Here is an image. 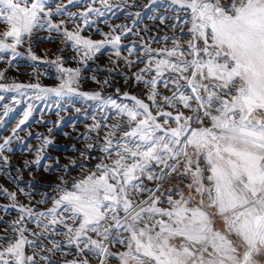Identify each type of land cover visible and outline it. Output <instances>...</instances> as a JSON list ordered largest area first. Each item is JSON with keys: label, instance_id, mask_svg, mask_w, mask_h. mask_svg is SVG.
I'll list each match as a JSON object with an SVG mask.
<instances>
[{"label": "snow or ice", "instance_id": "snow-or-ice-1", "mask_svg": "<svg viewBox=\"0 0 264 264\" xmlns=\"http://www.w3.org/2000/svg\"><path fill=\"white\" fill-rule=\"evenodd\" d=\"M169 6L185 14L191 38L186 47L174 36L171 48H146L147 66L136 74L148 89L151 107L161 111L153 115L148 103L127 93L131 106L110 97L104 101L127 120L93 125L108 129L97 149L103 155L94 157L99 160L94 171L70 186L61 177L64 186H55L61 194L51 198V208L19 206L20 217L11 225L15 241L0 249V264H37L40 253L27 255L26 245L51 254L40 255L47 264H109L112 259L117 264H264V0H170ZM65 12L57 5L54 13L48 0H0V22L7 26L0 33V52L19 55L17 46L39 29L61 35L83 60L106 43L118 45L120 35L93 41L81 35L79 24L69 30L65 21H52ZM90 12L103 14L89 8L67 15L69 20L79 15L87 24ZM153 66L155 75L144 79L142 73ZM60 71L67 78L56 88L13 83L0 89L74 92L80 69ZM158 84L171 95L160 93ZM81 95L101 99L100 93ZM173 178L179 183L171 185ZM26 220L38 231L29 230Z\"/></svg>", "mask_w": 264, "mask_h": 264}, {"label": "bare ground", "instance_id": "bare-ground-1", "mask_svg": "<svg viewBox=\"0 0 264 264\" xmlns=\"http://www.w3.org/2000/svg\"><path fill=\"white\" fill-rule=\"evenodd\" d=\"M95 1L100 2L101 0ZM139 1L140 3H138V0H130V2H127V5L131 10L129 8L123 9L121 5L122 3L118 4V2L116 3V0H113V2L111 1L112 3H110V5L107 7H105L104 3L101 5L95 4V8L100 9L103 14H89L87 16V24H84L83 18L76 24L80 25L82 32L88 31V27L93 28L94 26L100 24L103 25L105 22L109 20L112 21L113 19L115 20L116 16L119 17L121 14L124 13L122 17L130 21V23L128 24L135 26L137 24V21H139L143 16L145 12L144 8H146L147 6H150L151 8L158 2L160 3V5L161 3H163V1L159 0ZM169 1H167V5L164 7V9L162 8L163 11H161L166 17V19H164V22H161L162 26H160L157 31L153 30V25H146L145 27V30L151 33L148 34L149 36H151L149 37L150 40L152 38H155L156 40H158V42H161L163 44L166 42L172 43V37H180V35H184V32L187 33V29L189 27V25L183 23V19H185V14L183 12L174 11L173 7L175 6L170 7ZM59 4L63 6L70 5L69 0H60ZM74 11L77 12L76 8ZM177 17H179V19H177ZM116 21H118V19ZM116 23L117 24L113 26V30L118 31V28L121 26L122 23ZM76 24L73 26H76ZM174 24H179V27H172V25ZM137 25H139V23ZM128 27L131 29L130 26ZM37 32V30H34L31 38H25L23 41V45H20V47H22L26 51L31 49L33 44L37 42L36 38H39L38 36L41 35L39 32ZM124 33L128 35V32L125 31ZM138 33L140 35V38L138 36L130 35L131 37L129 39L132 40L126 42V45L131 43L130 45L134 44L135 48L139 47L140 45H137L136 43H140L145 40H143V35L140 34V31ZM53 35L54 38L60 40L56 39L54 47L50 50V53L47 55L46 58H38L36 60H33L29 58L30 53L27 52L29 56H26L25 52L19 50L18 48L17 52L19 53V55L17 56H13L10 51L4 54L0 53V60L3 61L5 66L11 69L13 68V66L16 67L17 65H20L19 67L21 69V73H19L17 77H14L12 74H10V72H8V75H6V71V74L2 78L4 82L6 81V79H19L21 81L16 84H39L44 88H49V86H59L62 82V79L67 78V74L60 71V68H70V65H73V62H70V52L75 50L72 48L71 44H66L63 42V37L61 35L56 32H54ZM165 37H168V39H164ZM190 38L191 37L187 34V40ZM163 44H160V47H162ZM136 54L134 58L137 62L136 58L140 56H138L139 54ZM153 55H155V53H153ZM94 57L95 56L93 55L87 60L82 59L81 61L76 62L74 64L72 69L79 68L80 74L77 77L76 81L73 83L74 88L76 89L75 93L73 94L68 93L59 96L53 94V96L50 97L48 94H42L38 92V89L31 87H24L19 90L0 89V145H3L5 140L11 137L10 142L5 145L3 150H0V238H2L0 239V249H2L3 247H7L9 243L15 241L16 233L12 231L11 225L15 220L19 219L20 217V212L18 210L20 205L31 207L34 211H43L48 208H51L53 205L43 206L41 205V203H37L41 199V195H39L40 193L38 194V192H45L48 187L61 184V177H63L65 181H68V186H70L72 179L70 177L68 178V174H66L70 165L72 166L76 162L81 161V159L85 160L91 153L103 155V153H101L97 149L98 146L103 143L104 138L103 136L101 138L97 137V134L96 132H94V129L92 130L90 129V127H93V125L97 123H105L107 125H112L118 120H126V117L117 119L116 109L111 104L105 103L104 101H106L110 97L111 99L115 100L117 104L122 103L131 105V102H128V99L126 101L124 100L121 93L115 92L121 79H126L125 85L122 86L123 90L126 91L125 89L129 85L127 82H129L130 76H125V78H121L124 73L120 74L119 70H116L115 72L112 70L103 71V69L100 67L98 58ZM156 58L159 59L158 56ZM54 61H56V63H54ZM154 72L152 73V77L154 76ZM149 74L151 75L150 72L144 74L142 73L143 76L146 75L144 76V79H151V76H147ZM50 75H53V78L51 79L52 82H49L48 80ZM166 75L168 74L166 73ZM87 80H92L93 83L89 85L86 83ZM107 80L108 82L105 83V81ZM105 84L108 85L105 86ZM89 90L94 93H100L101 99L91 100L88 99L86 96L81 95V93L90 92ZM144 92L145 91H143V93ZM159 103H162V100ZM25 112H30L28 119L23 125H19L20 120L24 118ZM109 112L111 113L110 116ZM16 113H19L17 122L15 121L8 128H5L6 123ZM70 120H80L82 123H86L85 121H87L90 122V124H88L84 128L79 129L77 131V134H79L77 135L78 138L74 135L75 137L73 136L74 139L72 141H70V138L59 139L58 135L56 136L57 131L65 125V127H70ZM18 125L19 128L17 127ZM14 129H16L15 135H13ZM123 130H127L126 125ZM83 133H87L86 138H88V140L90 141V143L86 146H84V144H86L85 139L79 138V136ZM119 134L120 133H118V135ZM30 137H33L36 140L34 143H37L38 145V154L34 158L20 159L19 154L21 152H18V147L27 145L28 142L26 141ZM77 143H81L78 146V149L80 151V153L78 154L73 151V149L76 148ZM88 145H92V150L88 149ZM25 148H27V146H25ZM60 150H65L66 152L62 156V158H59L57 155V152ZM82 152L85 153V155H81ZM45 155H48V157H50L47 166L44 167L45 171L55 172V176H52L51 178L47 179L40 176L41 171L39 169V164L43 156ZM37 160L39 161L38 163ZM98 162L99 161L95 162V164H97ZM61 186L63 187L64 185L61 184ZM9 193L14 194L15 198L13 199L11 196H9ZM2 197H5L4 200L2 199ZM11 215L12 217H10ZM25 223L29 230L38 231L34 223L29 222L27 220L25 221ZM24 235L30 240L37 239L36 237L32 236L30 232H25ZM49 239H52V237L50 236ZM55 239L61 240L62 237H55ZM41 241L42 243H45L46 246H51L49 245L48 240L44 242L45 239L41 238ZM36 249H40V247L33 248L27 245L25 246V252L27 255H32ZM41 254L51 255L45 250Z\"/></svg>", "mask_w": 264, "mask_h": 264}, {"label": "rangeland", "instance_id": "rangeland-1", "mask_svg": "<svg viewBox=\"0 0 264 264\" xmlns=\"http://www.w3.org/2000/svg\"><path fill=\"white\" fill-rule=\"evenodd\" d=\"M59 1L60 0H55V1H52V0H48V4L51 6L52 8V11L55 13L56 11V7L57 5H61L59 4ZM76 1V2H75ZM113 0H107V5L109 6L110 3H112ZM130 2V0H116V3L118 2V4H121L122 5V8L123 9H128V5H127V2ZM159 1H163V3H156L154 6H152L150 8V6H147L146 8H144L145 12L143 14V16L141 17V19L139 21H137V24L139 23V25H135V26H132L128 23H130V21L128 19H125L124 17H122V15L124 14H121L119 17H115V20L113 19L112 21L109 20L107 22H105L103 25L100 24V25H97V26H94L93 28H90L88 27V31H81V35L84 36L85 38H90L92 39L93 41H101V40H104L105 39V35L104 34H111V35H120L121 39L118 43V45L116 47H113L112 44L110 43H106L105 46L103 48H101V50L98 52V53H95L94 54V58H98L99 60V63H100V67L106 71H116V70H119L120 71V74H123L121 78H125V76H130V80L129 82H127L129 85L126 87V91L123 90V87L126 83V79H121L119 81V85L118 87L116 88L115 92L116 93H121L122 94V97L124 98V100L126 101L128 99V102H131L130 104L132 105L134 102L132 100H130L129 98H127L125 96V93L128 94V97L130 96H136L138 97L139 99H142L144 100V102L148 103L150 105V110L152 111V114L153 115H156L157 112L161 111V109H158V108H154V107H151V101H149L147 99V92H148V89L143 85L142 82H138L137 79H136V74L137 73H140L141 69H144L146 66H147V60H148V57L146 55V48H151V49H163V48H171L172 47V43L170 42H166V43H161V42H158V40H156L155 38H152L151 40L149 39V36L148 34H151L149 31L145 30V27L146 25H153V30L154 31H157V29H159L160 26H162V23L164 22V19H166L164 13H162L161 11L162 8L164 9V7L167 5V1L169 0H159ZM51 2V3H50ZM133 2V1H132ZM170 2V1H169ZM57 3V4H55ZM138 3H140V1L138 0ZM95 4H103L102 0L99 2V1H95V0H73L72 3H70V5H65L66 7V12L64 15H53L51 17L52 21L54 23H59L61 20L65 21V26L69 29V30H73V28L75 26L76 23H78L80 20H82V17L77 15V17L73 18V20H69L68 19V16L67 14L68 13H76V14H79V13H84V12H87L89 8H95L96 5ZM133 4V3H132ZM159 5V6H158ZM63 6V5H61ZM134 6V5H132ZM100 7V6H99ZM76 8L77 12L74 11ZM78 8V9H77ZM86 8V9H84ZM130 9V8H129ZM70 10V11H69ZM131 10V9H130ZM133 10V9H132ZM74 11V12H73ZM133 12V11H132ZM160 12V13H159ZM91 14H95V12H90L88 13V15ZM66 15V16H65ZM78 17H81V18H78ZM77 21H76V20ZM118 19V21H116ZM120 20V21H119ZM75 21V22H74ZM125 21V22H124ZM152 21V22H151ZM70 22V23H69ZM122 23L121 26L117 29L118 31H115L113 30V26L116 25L117 23ZM162 22V23H161ZM111 23V24H110ZM147 23V24H146ZM72 24V25H71ZM120 25V24H119ZM130 26L131 29L128 27ZM73 27V28H72ZM110 27V28H109ZM135 27V28H134ZM100 28V29H99ZM127 30H126V29ZM129 28V29H128ZM134 28V29H133ZM142 28V29H141ZM5 29L7 30V26L0 22V33H2L3 31H5ZM41 30V31H40ZM40 30H37L41 35H39L38 37L39 38H36V43L33 44V46L31 47V52L26 51L24 50L22 47L17 46V48L19 50H22L25 52V55L26 56H29V58L32 57V55H35L37 58H46L47 55L50 53V50L54 47L55 45V41L57 38H54L53 36V32H49L45 29H40ZM44 30V31H42ZM128 32V35L125 34L124 32ZM140 31V34L143 35V42H140V43H136L137 45H140L139 47H134L135 45H126V42H128L129 40H132V39H129L131 36H138L140 38V35H139V31ZM115 31V32H113ZM37 32V33H38ZM45 32V33H44ZM186 32H184V35H180L181 39H180V43L183 45V46H186V41H187V33L185 34ZM49 34V35H48ZM131 35V36H130ZM129 36V37H128ZM155 36V35H154ZM51 37V38H49ZM127 38V39H126ZM186 38V39H185ZM0 39H3L2 36H0ZM172 39V38H171ZM169 39V40H171ZM185 39V40H184ZM57 40H60V39H57ZM127 40V41H126ZM147 40H150V41H147ZM189 40V39H188ZM172 41V40H171ZM9 43L11 42V40L8 41ZM150 42V43H149ZM158 42V43H157ZM144 43V44H143ZM149 46H147V45ZM160 44H163L162 47H160ZM185 44V45H184ZM23 45V43L21 44ZM17 49V50H18ZM142 49V50H141ZM144 50V51H143ZM9 52V51H7ZM30 53L28 55V53ZM37 52V53H36ZM0 53H6V52H0ZM27 53V54H26ZM36 53V54H35ZM77 51H71L70 52V59H71V63L73 65H70V68H73L74 64L76 62H79L82 60V52L81 53H78ZM117 53H119V55H117ZM139 54L138 56L140 57H137V62L135 61V54ZM32 54V55H31ZM136 54V55H137ZM39 55V56H38ZM45 56V57H44ZM142 56V57H141ZM145 56V57H144ZM32 59V58H31ZM147 59V60H146ZM76 60V61H75ZM2 64V65H1ZM4 65V66H3ZM3 66V67H2ZM20 65H17L16 67L13 66V68H9L7 66H5V64L3 63L2 60H0V72H4V75H8V72H10V74H12L14 77H17L19 73H21V69L19 67ZM12 67V66H10ZM4 69V70H3ZM15 69V70H14ZM7 71V72H6ZM154 67H153V72H154ZM6 72V73H5ZM153 72H150L151 75H147V76H151L152 77V73ZM144 74V73H143ZM154 75H155V72H154ZM146 76V75H144ZM53 78V75H50L49 77V82H52L51 79ZM9 80V81H8ZM12 80V81H10ZM21 80L19 79H6V81L4 82L3 79H0V84H3V85H11L12 83H19ZM108 82V80L106 81ZM87 84H92L93 81L92 80H87L86 81ZM108 84H105V86H107ZM135 86V87H134ZM141 86V87H140ZM162 86V87H161ZM42 87V86H41ZM56 88L58 86H49V88ZM72 87L74 88V85H72ZM171 88V85L169 86ZM44 88V87H42ZM45 88H48V87H45ZM146 88V89H145ZM75 89V88H74ZM157 89L160 93H162L163 95H171V92L169 91V89H166L163 87L162 84H158L157 85ZM7 90V89H6ZM76 91V89H75ZM72 92L70 94H73L75 93ZM90 91V90H89ZM142 91V92H141ZM143 91H145L143 93ZM39 92V90H38ZM92 91L88 92V93H91ZM94 93V92H92ZM50 97L53 96V94L55 95V93H47ZM145 96H144V95ZM126 97V98H125ZM161 101V98L160 97H157V102L159 103ZM120 103V102H119ZM121 105H123L122 103H120ZM129 105V106H131ZM164 110H167V111H173L172 109H168L165 107ZM107 111V110H106ZM111 115V113L109 112V116ZM19 116V113H16L15 115H13L10 120L6 123V126L5 128H8L11 124H13L15 121L17 122V118ZM117 116V115H116ZM118 118H122V117H118L117 116V119ZM142 118V117H140ZM162 118L158 117V120L160 121ZM126 120H127V117H126ZM163 119L160 121L162 123ZM86 123H82L80 120H70V127H62L61 129H59L57 131V134L56 136L58 135V138L59 139H66V138H70V141H72L74 139L75 136L79 135L77 134V131L81 128H84L86 127L88 124H90V122H87L85 121ZM85 124V125H84ZM92 125V124H91ZM102 126L105 125V123H102L101 124ZM171 126H175L174 124H172ZM90 129H94L92 126L90 127ZM8 130V129H7ZM105 130V131H104ZM108 131L107 128H104V127H101V129H94V132H96L97 134V137H102L104 138V134L105 132ZM75 135V136H74ZM74 136V137H73ZM87 137V133H83L79 136V138H83L85 139V142L86 144H84V146H86L87 144L90 143V141L88 140ZM78 138V136H77ZM87 139V141H86ZM36 140L33 138V137H30L27 139L26 142L27 145H24L22 147H18L19 150L18 152L20 153L19 155V158L20 159H25V158H34L37 156L38 154V145L37 143H34ZM83 141V140H82ZM81 141V142H82ZM84 142V141H83ZM29 144V146H28ZM81 143H77L76 144V148L73 149L74 152H76V154L80 153L79 149H78V146L80 145ZM31 145V146H30ZM37 145V146H36ZM25 146H27V148H25ZM73 148V147H72ZM22 149H23V152H22ZM72 150V149H71ZM17 152V151H16ZM25 155H24V154ZM65 150L62 151H58L57 152V155L59 158H62V156L65 154ZM25 156V157H24ZM101 156V154H89L88 155V158H86L85 160L81 159V161L79 162H76L75 164H73L72 166L70 165L69 169H68V172H66V174H68V178L70 177L72 180H78L80 179L83 175L87 174V172L89 171H94V165H95V162L99 161L97 159H95L94 157H99ZM76 157V156H75ZM113 159H115V156H113ZM50 160V157H48V155H45L43 156L41 162H40V166H39V169L41 171L40 173V176L47 179V178H51L52 176H55V172L54 171H45L44 167L47 166L48 162ZM45 161V162H44ZM87 161V162H86ZM86 162V163H85ZM108 163H111V161H107ZM91 163V164H90ZM44 164V165H43ZM81 165H83V167H81ZM41 167V168H40ZM144 183L147 184L149 187H154L155 184L154 182L152 181H148L147 179L144 180ZM179 183V180L173 178L171 181H170V184L171 185H176ZM169 185H165V187H168ZM51 189V190H50ZM55 189V186H50L48 187L45 192L44 191H39L38 194L41 195V199L40 201H42V199L44 201H46L45 203H41V205L43 206H52L53 205V200L51 199L52 197L54 196H58L60 195L61 193H58L56 191H54ZM43 192V193H42ZM159 194V193H158ZM45 195V196H44ZM5 197H2V199L4 200ZM12 211V210H11ZM12 217V215L10 216ZM62 240V239H61ZM46 242V240L44 241ZM45 245V243H43ZM50 245V244H49ZM118 247V246H117ZM115 250V249H113ZM36 252L40 253V255H42L41 253L44 252V249H36L35 250ZM40 255H37L36 256V261H37V264H47V262L45 261H42L40 259ZM57 256H59V254H57ZM38 258V259H37ZM71 258V257H70ZM93 264H95V262H93ZM109 264H117V261L115 259H112L109 261Z\"/></svg>", "mask_w": 264, "mask_h": 264}]
</instances>
